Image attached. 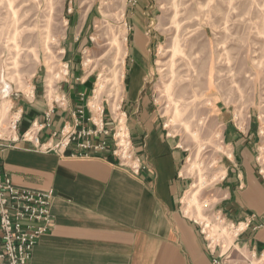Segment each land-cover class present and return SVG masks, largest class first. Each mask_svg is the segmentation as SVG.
<instances>
[{
    "label": "crops",
    "instance_id": "obj_1",
    "mask_svg": "<svg viewBox=\"0 0 264 264\" xmlns=\"http://www.w3.org/2000/svg\"><path fill=\"white\" fill-rule=\"evenodd\" d=\"M71 33L62 39L68 61L56 86L63 102H50L45 81L33 82L31 93L18 103L20 119L1 158L16 187L54 192V227L35 246L30 264H213L219 251L210 252L199 223L182 207L190 187L183 174L187 150L168 132L154 100V56L141 35L127 48L117 105L141 160L140 175L121 167L109 151L84 157L74 147L63 154L40 148L57 144L60 136L53 133L77 118L92 127L88 119L97 83L93 70L78 63L90 53L91 38L82 31ZM102 106L110 125L114 111ZM230 122H224L229 154L223 156L216 208L227 221L238 223L264 214V179L255 159L259 133L254 121L245 130ZM35 126L42 129L38 145L23 138ZM238 247L263 253L264 227L243 233ZM233 256L230 264H247Z\"/></svg>",
    "mask_w": 264,
    "mask_h": 264
},
{
    "label": "rangeland",
    "instance_id": "obj_2",
    "mask_svg": "<svg viewBox=\"0 0 264 264\" xmlns=\"http://www.w3.org/2000/svg\"><path fill=\"white\" fill-rule=\"evenodd\" d=\"M175 1L189 27L178 37ZM80 31L91 38V45L84 43L90 53L78 63L94 72L92 101L98 107L104 102L114 112L128 46L141 35L151 48L154 100L168 132L187 150L186 158L193 159L183 174L189 178L188 191L198 190V201L186 208L184 197L192 194L185 192L183 210L202 226L214 225L226 251L231 246L240 250L214 216L223 156L229 154L224 122L245 130L254 121L257 170L264 175V0H0V111L9 108L0 122L1 139L13 137L18 103L31 93L33 82L45 81L50 102L58 98L56 86L68 61L62 39L66 32ZM177 45L182 54L172 67Z\"/></svg>",
    "mask_w": 264,
    "mask_h": 264
},
{
    "label": "built area",
    "instance_id": "obj_3",
    "mask_svg": "<svg viewBox=\"0 0 264 264\" xmlns=\"http://www.w3.org/2000/svg\"><path fill=\"white\" fill-rule=\"evenodd\" d=\"M66 75V74H65ZM93 94V100L95 96ZM63 99H56V103L63 102ZM88 122L91 128L83 126V121L79 118L73 124H67L59 133H53L52 137L60 136V140L53 147L40 145L41 149L54 151L63 154L69 147H74L79 151L80 156L89 157L92 153L109 151L119 161V165L127 169L131 174L138 176L141 173V160L136 155L134 144L130 132L128 131L123 115L119 113V108L113 113L114 119L110 125L105 120V109L101 105L98 107L94 101ZM13 122L15 129L20 119ZM14 129V130H15ZM42 129L35 126L34 129L23 136L25 140L33 144H40L37 137ZM102 138V139H101ZM99 140L95 142V140ZM11 139L0 138V264H30L33 250L41 237L49 233L54 227L52 216V204L54 192L34 191L18 188L14 185L11 177L4 171L2 164V154L10 147ZM45 147V148H44ZM264 179V175H262ZM218 228L224 233L227 231L234 236L237 241L243 233L249 229L258 230L264 227V214L243 222H229L218 212L215 215ZM258 223L254 224V220ZM201 233L205 238L207 247L213 255L219 251L213 264H230L232 256L237 253L242 256L247 264H264V252L260 255L255 250L247 251L243 254L233 246L227 252H223L222 242H217L218 230L209 222L202 226ZM235 243V240H234Z\"/></svg>",
    "mask_w": 264,
    "mask_h": 264
},
{
    "label": "bare ground",
    "instance_id": "obj_4",
    "mask_svg": "<svg viewBox=\"0 0 264 264\" xmlns=\"http://www.w3.org/2000/svg\"><path fill=\"white\" fill-rule=\"evenodd\" d=\"M10 6H12V3H10ZM188 21V17L186 16L185 12L184 11H181L180 8H179V4L175 1L174 2V17H173V24L175 25V29H176V33H177V37L180 36L179 34H181L182 31H184L185 29L189 28L188 26H185ZM138 44V43H137ZM179 46L177 45L176 47H174V52L171 56V65L172 67L174 66V59H176V57L179 56V54H182V51H180V49L178 48ZM160 54L163 56L164 55V50L162 48H160ZM171 67V69H172ZM175 67V66H174ZM166 68V67H165ZM173 71V69H172ZM172 74V73H171ZM173 76V75H172ZM174 78V77H173ZM169 88H171L169 86ZM96 91V90H95ZM10 92V86L7 85L6 88L4 89V93L5 94H8ZM167 95V94H166ZM168 96V95H167ZM170 96V95H169ZM9 110V108L7 106L4 107V109L2 108V110L0 111V122L3 120V118L6 116V112ZM178 108H176L175 112H174V115L177 116L178 114ZM18 118V117H17ZM171 122H173V120H171ZM169 124H167L166 127H168ZM14 129H15V124H14ZM1 136V134H0ZM193 159H187V163H191ZM196 186L193 185L192 188H195ZM189 192V191H188ZM198 190H193L190 194H192L191 196H185L184 197V202L186 204V208L189 206H191L193 203H196L197 204V201H198V197L197 195L199 193H197ZM233 247V246H232ZM230 247V248H232ZM223 250H224V247H223ZM227 252V251H225ZM224 252V253H225Z\"/></svg>",
    "mask_w": 264,
    "mask_h": 264
}]
</instances>
